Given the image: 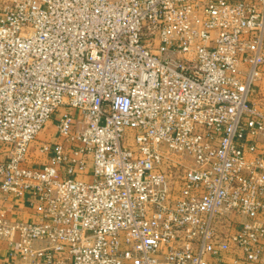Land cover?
<instances>
[{
	"label": "built area",
	"instance_id": "obj_1",
	"mask_svg": "<svg viewBox=\"0 0 264 264\" xmlns=\"http://www.w3.org/2000/svg\"><path fill=\"white\" fill-rule=\"evenodd\" d=\"M263 76L264 0H0V194L33 210L0 207V241L264 264Z\"/></svg>",
	"mask_w": 264,
	"mask_h": 264
},
{
	"label": "crops",
	"instance_id": "obj_2",
	"mask_svg": "<svg viewBox=\"0 0 264 264\" xmlns=\"http://www.w3.org/2000/svg\"><path fill=\"white\" fill-rule=\"evenodd\" d=\"M43 138V137H42ZM14 202V203H13ZM0 207L6 210L8 216L27 220L33 215V210L28 204L20 200H9L5 202L2 200L0 194ZM17 262L10 255V246L7 241H0V264H16Z\"/></svg>",
	"mask_w": 264,
	"mask_h": 264
},
{
	"label": "rangeland",
	"instance_id": "obj_3",
	"mask_svg": "<svg viewBox=\"0 0 264 264\" xmlns=\"http://www.w3.org/2000/svg\"><path fill=\"white\" fill-rule=\"evenodd\" d=\"M259 85H261V88L258 92V94L256 95L257 97V104L259 107H261L262 109H264V76L262 77V80L258 82ZM43 133L44 135L46 134V131L43 132L41 131L38 135V138H41L43 137Z\"/></svg>",
	"mask_w": 264,
	"mask_h": 264
}]
</instances>
